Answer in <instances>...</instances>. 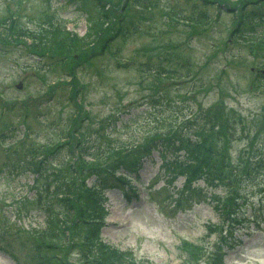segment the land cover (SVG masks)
Listing matches in <instances>:
<instances>
[{"label": "rangeland", "instance_id": "1", "mask_svg": "<svg viewBox=\"0 0 264 264\" xmlns=\"http://www.w3.org/2000/svg\"><path fill=\"white\" fill-rule=\"evenodd\" d=\"M138 1L140 10L130 7L124 17L129 33L115 37L102 52L89 42L94 55L87 53L90 50L75 51L61 62L54 59L49 67L40 63L43 68L38 69L41 59L21 43L0 41V169L6 162V171L0 173V232L5 235L0 239L6 245L11 236L18 237L11 248L20 263H29L34 252L26 228L43 225L40 205L33 199L44 180H36L26 164L37 147L66 141L68 134L71 143V137L80 135L81 144L89 141L97 149L108 144L132 147L158 130L157 119L164 118H172L165 122L168 128L179 127L194 137V130L210 125L205 116L232 117V111L247 122L244 131L237 126L239 137L230 141L232 157L248 149L249 143L252 148L264 147V134L250 140L264 126V80L255 76L264 70V49L229 37L239 1L212 0L206 5L202 0ZM8 10L31 30L49 15L81 36L89 27L88 16L65 0H0V18H7ZM199 12L207 14L205 25L190 26L186 19ZM128 60L131 63L125 66ZM160 67L175 76L157 81L153 73ZM156 83L155 104L149 95ZM203 85L205 90L196 91ZM255 114L261 116L255 120ZM178 155L182 158V150ZM71 161L66 145L51 168L58 172ZM161 161L153 152L144 162L138 173L141 185L133 182L139 193L131 203L125 200L124 188L104 190L107 216L101 238L152 264H207V252L214 251L218 239L217 234H208V225L218 222L211 204L215 202L197 195H191L197 203L186 202L184 177L171 180L169 174H160ZM85 182L91 186L92 179ZM258 182L262 180L245 186L246 200L238 211L243 221L232 231L238 243L226 249L223 264H264V210L256 205ZM195 184L204 186L203 180ZM183 240L202 247L191 262H186ZM0 264L15 262L0 252Z\"/></svg>", "mask_w": 264, "mask_h": 264}, {"label": "trees", "instance_id": "2", "mask_svg": "<svg viewBox=\"0 0 264 264\" xmlns=\"http://www.w3.org/2000/svg\"><path fill=\"white\" fill-rule=\"evenodd\" d=\"M65 1L88 16L86 19L90 30L87 36H78L66 30L63 23H54L50 18L45 19L43 25L36 30L25 29L20 26L19 21H8L5 15L0 27V41L4 45L16 43L25 46L30 54L41 59L36 62L40 65L39 69L43 68L40 63L49 67L56 60L61 62L75 51L90 50L87 53L94 55V47L88 43H95L102 51L115 37H125L129 29L123 26L124 17L128 15L130 7L139 3L138 0ZM202 1L205 5L214 3L212 0ZM237 1L239 4L236 14H233L229 37L264 49V9L260 7L264 6V0ZM191 19L196 20L199 26L205 25L207 14L199 12ZM156 69L157 81L175 76L174 72L162 67ZM255 76L258 81L264 80V74L260 72ZM153 87L155 95L151 102L156 104L159 101V98H155L157 83ZM182 97L187 98L184 95ZM166 100L165 103L171 105V99ZM181 109L178 107L175 115L179 116ZM232 112V117L221 113L212 117L205 116L210 125L206 129L202 127L194 130V137L181 133L177 130L179 127L173 130L169 125L168 128L165 122L172 118H164L162 121L157 119L160 123L158 130L132 147L108 144L105 148L97 149L89 141L81 144L80 135L77 138L71 137L74 139L71 143L69 134L66 141L37 147L34 152L29 153L26 160L35 179L44 180L43 184L36 187L37 196L33 199L34 203L38 202L40 205L43 225L25 231L34 252L29 263H20L12 252V241L18 238L13 236L6 245L0 239V251L10 256L16 264H152L135 260L131 254L105 242L101 238V229L107 216L103 202L104 190L124 188L125 198L130 202L135 197L131 178H138L137 172L143 162L155 152L163 159L159 166L160 174H169L171 180L178 176L184 177L182 190L186 193V202L197 203L191 195H197L203 201L215 202L211 204L217 212L218 222L208 225V234H217L218 239L214 244V251L208 253L207 263L220 264L226 254L225 249L233 248L238 243L232 231L243 221L238 211L246 200L245 186L257 179H261L262 183L254 184L260 195L256 205L261 211L264 210V147L261 148L263 150L252 148L249 143V147H246L248 149L241 150L235 159L232 157L230 141L239 137L235 130L238 125L243 131L247 126L244 118ZM260 116L261 114H255L252 118L256 120ZM261 130L264 131V126H260L250 140L264 134ZM74 132L76 133V129ZM66 145L73 164L61 167L56 172L52 170L51 162L59 159ZM181 150L182 158L178 155ZM3 164L4 168L0 169V173L6 171V162ZM88 178L92 179L91 186H86ZM199 180H203L204 186H196L195 183ZM167 182L171 183L170 180ZM214 189L220 193L212 194L211 190ZM4 236L0 232V238ZM181 247L187 253L186 262L194 260L198 251L202 250L201 246L187 241H183ZM74 256L77 257L75 260Z\"/></svg>", "mask_w": 264, "mask_h": 264}]
</instances>
